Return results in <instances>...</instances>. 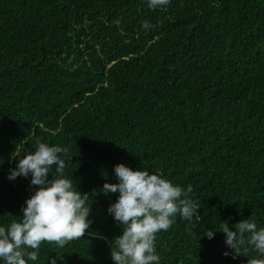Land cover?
<instances>
[{
	"label": "trees",
	"instance_id": "trees-1",
	"mask_svg": "<svg viewBox=\"0 0 264 264\" xmlns=\"http://www.w3.org/2000/svg\"><path fill=\"white\" fill-rule=\"evenodd\" d=\"M38 140L68 150L64 178L87 195L92 223L27 264H115L119 193L102 189L120 164L190 185L199 202L198 225L178 213L156 234L159 264H247L258 254L246 245L233 259L220 223L264 228V0H0L6 230L38 190L31 174L8 179Z\"/></svg>",
	"mask_w": 264,
	"mask_h": 264
},
{
	"label": "clouds",
	"instance_id": "clouds-1",
	"mask_svg": "<svg viewBox=\"0 0 264 264\" xmlns=\"http://www.w3.org/2000/svg\"><path fill=\"white\" fill-rule=\"evenodd\" d=\"M168 3L169 0H149V7ZM144 27L150 25L145 22ZM66 160H71L66 148L49 146L38 140L36 150L19 160L16 170L10 171V181L31 174L30 186H38V190L26 200L19 221L13 220L7 230L0 227V259L5 264L35 261L42 243H54L63 248L68 242L83 238L90 228V207L85 206L86 201L82 198L87 195H82L74 187L71 178H64ZM53 165L57 166L59 175L49 180ZM114 172L119 182L105 183L102 192L106 195L119 193L108 213L124 227L123 234L112 243L111 258L115 264H159L156 234L167 231L178 213L196 225L204 219L197 212L199 202L188 198L192 187L189 185L185 191L160 175L133 170L123 164L115 166ZM233 227L234 231L226 221L220 223V232L226 237L225 244L235 253L233 259L242 247L247 253V245L258 254L248 259L247 264H264V228L258 230L257 223L251 218L241 220ZM214 232L209 230L204 235L212 239ZM223 255L227 257L230 253L226 251ZM51 264H56V260H51Z\"/></svg>",
	"mask_w": 264,
	"mask_h": 264
}]
</instances>
